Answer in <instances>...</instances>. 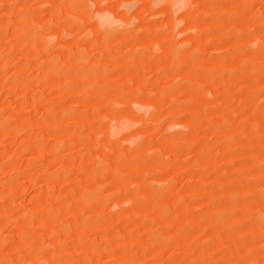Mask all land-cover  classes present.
Masks as SVG:
<instances>
[{
  "label": "rangeland",
  "instance_id": "1",
  "mask_svg": "<svg viewBox=\"0 0 264 264\" xmlns=\"http://www.w3.org/2000/svg\"><path fill=\"white\" fill-rule=\"evenodd\" d=\"M263 199L264 0H0V264H264Z\"/></svg>",
  "mask_w": 264,
  "mask_h": 264
},
{
  "label": "bare ground",
  "instance_id": "2",
  "mask_svg": "<svg viewBox=\"0 0 264 264\" xmlns=\"http://www.w3.org/2000/svg\"><path fill=\"white\" fill-rule=\"evenodd\" d=\"M221 30H222V28H221ZM227 30V29H226ZM225 32V31H224ZM223 32V33H224ZM261 36V35H260ZM246 66V65H245ZM251 66V65H250ZM254 66V65H253ZM257 68V67H256ZM260 69V68H259ZM245 70V69H244ZM247 73V72H246ZM200 119V118H199ZM196 120H198V119H196ZM258 130V129H257ZM258 131H260V130H258ZM257 131V132H258ZM261 132V131H260ZM261 134V133H260ZM261 147V146H260ZM196 149H198V148H196ZM258 150H259V147H258ZM203 152V151H202ZM201 152V153H202ZM199 153V152H198ZM253 159V158H252ZM249 160V159H248ZM196 163V162H195ZM259 191V190H258ZM246 197V196H245ZM255 198H257L256 196H255ZM260 198V197H259ZM206 200V199H205ZM264 200V199H263ZM241 201V200H240ZM231 204V203H230ZM256 211H258V210H256ZM253 213V212H252ZM190 215V214H189ZM212 214H210V215H208V217H210ZM214 215H216L217 216V214H214ZM242 215H243V211H242ZM250 215V214H249ZM254 215V214H253ZM204 216H206V215H204ZM219 216V215H218ZM246 216V215H245ZM255 216V215H254ZM201 217V216H200ZM241 217H243V216H241ZM255 217H257V216H255ZM262 217V216H261ZM206 218V217H205ZM257 218H259V217H257ZM207 219V218H206ZM208 220V219H207ZM263 220V219H262ZM219 221V220H218ZM257 221H259V220H257ZM261 221H259V222H257V224H262V222L260 223ZM223 223V222H222ZM225 223V222H224ZM256 224V223H255ZM168 225V224H167ZM263 225V224H262ZM176 227V226H175ZM177 228V227H176ZM180 228V227H179ZM173 229H174V226H173ZM220 229V228H219ZM178 230V229H177ZM217 232V231H216ZM219 233V232H218ZM194 248V247H193ZM192 263H193V261H192Z\"/></svg>",
  "mask_w": 264,
  "mask_h": 264
}]
</instances>
